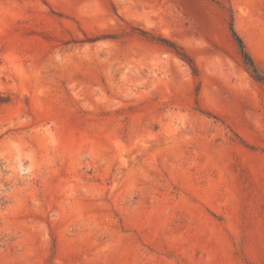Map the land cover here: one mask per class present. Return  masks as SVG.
<instances>
[{"label": "rangeland", "instance_id": "374dc122", "mask_svg": "<svg viewBox=\"0 0 264 264\" xmlns=\"http://www.w3.org/2000/svg\"><path fill=\"white\" fill-rule=\"evenodd\" d=\"M232 22L264 72V0H0V264H264Z\"/></svg>", "mask_w": 264, "mask_h": 264}, {"label": "trees", "instance_id": "16d2710c", "mask_svg": "<svg viewBox=\"0 0 264 264\" xmlns=\"http://www.w3.org/2000/svg\"><path fill=\"white\" fill-rule=\"evenodd\" d=\"M231 30L232 34L239 46L241 57H242V63L246 70L251 74V76L256 79L259 82L264 83V72L261 70V68L256 63L255 59L249 52L247 45L243 39V37L239 34V32L235 29L234 22L231 24ZM163 42H168L169 46H171L178 54H180L191 66L193 72L195 74H198V67L196 66L194 60L183 51V49L179 48L177 45H175L174 42L163 38Z\"/></svg>", "mask_w": 264, "mask_h": 264}]
</instances>
